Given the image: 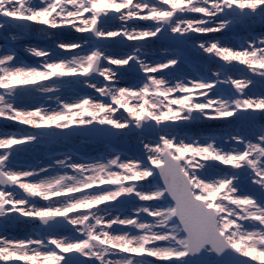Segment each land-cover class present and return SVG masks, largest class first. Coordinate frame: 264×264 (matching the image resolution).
<instances>
[{"label":"snow or ice","instance_id":"6c2138e0","mask_svg":"<svg viewBox=\"0 0 264 264\" xmlns=\"http://www.w3.org/2000/svg\"><path fill=\"white\" fill-rule=\"evenodd\" d=\"M257 20L264 0H0V29L80 34L29 47L36 65L0 55V120L20 126L0 131V264H264V36L215 38ZM117 41L131 50L110 53ZM155 41L164 54L149 59ZM186 53L215 69L184 73ZM200 120L227 127L182 131ZM73 138L107 143L91 159L17 161Z\"/></svg>","mask_w":264,"mask_h":264},{"label":"rangeland","instance_id":"374dc122","mask_svg":"<svg viewBox=\"0 0 264 264\" xmlns=\"http://www.w3.org/2000/svg\"><path fill=\"white\" fill-rule=\"evenodd\" d=\"M143 23L144 22H141V24ZM115 26H116L115 23L109 24V27H115ZM37 35L39 34L35 30L31 32L20 33L18 30L10 26H6L0 29V45L2 48L7 50L6 49L7 46L15 45L17 47L18 45L29 43L28 41H30V39L32 38L31 36H37ZM13 36H16L17 39L13 40L12 39ZM79 36L80 34L73 33L70 36L69 35H64V36L51 35L50 37H54L55 42H57L60 40L68 41V40L76 39ZM221 36L224 37L225 39H228V38L231 39V42H233L232 45H237L243 39L264 36V23H261L258 20L254 22H250L231 32L223 33ZM201 38L209 39L211 37H201ZM215 38H216V34H215ZM50 43L51 42L46 43L45 46L48 47ZM130 43L131 42L121 44L119 41H117L116 43L111 44L109 48L112 51L114 50V52L116 53L114 55H122L125 52H128L131 50L129 47ZM51 44L55 45V43H51ZM145 51L149 53V56H148L149 59L157 58V53L160 56H162L164 54V42L155 41L154 43H149L146 46ZM186 55H188L189 58L182 66V70L184 73H187L189 75H195L197 72L205 71L206 68H211L213 70L215 69L214 64H208L207 62L199 61L188 53H186ZM233 74L238 75V73H233ZM124 79L128 80L130 79V77L126 75ZM71 88L72 86H66L64 90L62 91V95L64 96L70 95L74 91ZM259 90H260L259 86H257L256 89H253V91H256V92H259ZM26 97L27 96L23 97L21 100L25 99ZM226 127L227 125L222 124L220 121L200 120V121L193 122L186 129H183L182 131H186V132L193 133V134H196L195 132H197L198 135H201V134L208 135V134H219L222 131H224ZM19 128L20 126L14 124L13 122H9L6 120H0V131L15 132V131H18ZM118 142H120V144L117 146L125 150L131 149L133 147V143L128 140H121ZM105 146H106V143L97 141L95 138H87V139L73 138L68 141H64V140L51 141V142L45 141L42 144L38 145L35 149H32L26 153H22L17 158V160L19 161L26 156H28L27 158H29L30 160V158L32 157L35 160L34 161L35 164L32 166L35 167L36 165H38L39 167H41L43 163L44 165L50 164L53 162L52 159L63 158L65 154H70L73 156L74 159H77V160L91 159L93 156L100 155L103 152ZM59 148L63 149L62 153H55L56 151H59ZM38 203L43 205L45 201L39 200ZM139 203L140 202L137 201V204ZM125 207L128 209V214H131V209L133 206L126 205ZM33 231L34 229H32L29 224H9L7 226V231L5 233L9 234L13 232L14 234H17L16 236L17 238H23L26 235L32 234ZM209 259L215 260L214 257H211Z\"/></svg>","mask_w":264,"mask_h":264},{"label":"bare ground","instance_id":"6f19581e","mask_svg":"<svg viewBox=\"0 0 264 264\" xmlns=\"http://www.w3.org/2000/svg\"><path fill=\"white\" fill-rule=\"evenodd\" d=\"M221 35L222 34H216V38L217 39H220L224 43H231V44H233V42H231V39H229V38L228 39H225ZM31 37L32 38L30 39V41H28L29 43L31 42L30 44L29 43H26V44H23V45H18L17 47L15 45H12V46L9 45L7 47L5 46L8 51L5 50L4 48H2L1 45H0V55H4L5 53L14 52L15 53V56H16L15 63H17V64H28V65H36V64H38L39 63V58H36V57L32 56L27 51V49L29 47L44 48V46H45L46 43H48V42L56 43V42H55L54 37H42L40 35L31 36ZM51 43L48 45V47L45 46V48L53 49L54 48V45L51 44ZM108 51L110 53H112V54H116L114 52V50L112 51V50H110V48H108ZM18 104H19V106H29V107H31V106H40V105H43L45 107H48L50 103L48 102L47 98L46 97H43V96H41V97H39V96H27L25 99L18 101ZM51 106H55L54 103ZM195 133L197 134V132H195ZM62 151H63V149L59 148V151H56L55 153H62ZM27 157L28 156L22 158L19 161L17 160L18 163L20 165H22V166H31V167H34L32 165L35 164L34 163L35 160L32 157L29 160V158H27ZM57 159H59V158H57ZM52 160H54V159H52ZM42 166H45L44 163H43ZM35 167H39V166L36 165ZM4 234H6V233H4ZM6 235L12 236V237H16L17 236V234H14L13 232L12 233H9V234H6Z\"/></svg>","mask_w":264,"mask_h":264},{"label":"water","instance_id":"95a60500","mask_svg":"<svg viewBox=\"0 0 264 264\" xmlns=\"http://www.w3.org/2000/svg\"><path fill=\"white\" fill-rule=\"evenodd\" d=\"M60 36H61V35H60ZM78 139H87V138H78ZM96 140H97V141H100V142L107 143L106 141H103V140H100V139H96ZM116 144L119 145L120 142H116ZM30 226H31L32 229H34V226H33V225H30ZM208 264H225V261L216 259L215 261L210 262V261L208 260Z\"/></svg>","mask_w":264,"mask_h":264}]
</instances>
